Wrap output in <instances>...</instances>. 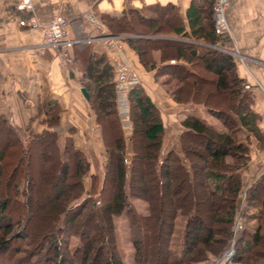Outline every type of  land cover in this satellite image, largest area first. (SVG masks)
Returning <instances> with one entry per match:
<instances>
[{
	"label": "trees",
	"instance_id": "trees-1",
	"mask_svg": "<svg viewBox=\"0 0 264 264\" xmlns=\"http://www.w3.org/2000/svg\"><path fill=\"white\" fill-rule=\"evenodd\" d=\"M101 17L117 35L135 34L141 27L159 30L157 19L146 20L137 9L129 15L103 13ZM165 22L173 25L174 19ZM206 38L212 44L219 39L213 30ZM126 41L175 101L203 105L222 122V128L188 114L181 121L184 158L170 150L161 160L166 132L162 112L145 87L135 85L130 94L134 134L128 167V147L115 103V67L105 53L90 47L75 49L74 59L82 68L80 83L89 92V105L108 153L104 177L92 174L87 190L85 176L91 162L76 145L75 130L61 143L54 129L60 123L58 101L41 106L48 128L28 141L8 119L0 118V264H124L114 221L124 211L137 227L132 238L135 264H200L222 257L232 245V263L218 264H264V175L245 189L242 174L251 158V136L260 135L259 115L253 109L252 91L237 72L236 56L217 49L200 54L195 44L180 46L157 37L135 36ZM209 84L211 90L204 87ZM218 99L226 104L220 105ZM140 136L146 146L140 147ZM197 139L205 141L201 163L195 161L190 143ZM36 153L44 180L38 187L33 167ZM148 173L154 182L150 196L139 185L148 186ZM178 174L184 176L193 203L180 205V199L171 195ZM47 182L49 187L42 189ZM201 189L207 198L205 209L196 200ZM42 192L47 195L42 197ZM130 196L147 199L149 213H140ZM181 214L186 223L182 249L176 254L173 236ZM36 216L39 224L32 222Z\"/></svg>",
	"mask_w": 264,
	"mask_h": 264
},
{
	"label": "crops",
	"instance_id": "crops-1",
	"mask_svg": "<svg viewBox=\"0 0 264 264\" xmlns=\"http://www.w3.org/2000/svg\"><path fill=\"white\" fill-rule=\"evenodd\" d=\"M213 3L214 0H34V8L30 10L21 5V0H0V118L8 119L28 141L32 134L48 128L41 106L45 102L58 101L60 123L54 129L60 136L65 134L64 139L75 130L76 145L86 152L91 163L92 160L106 162L96 118L81 91L82 68L74 59L75 49L82 51L87 47L105 53L113 65L118 59L128 61L139 72L141 84L162 113L167 107L176 113L183 111L187 106L177 103L168 94L155 79V71L145 69L136 51L126 41L135 36L111 33L101 17L103 13L129 15L131 9H137L144 19L159 21L160 39L175 41L180 46L195 44L200 54L217 49L236 56L237 72L253 93V109L259 115L257 127L261 135L251 136V158L242 169L247 189L264 175V142H261L264 137V0H232L227 10L232 37L215 34ZM88 12L98 16L106 33L119 37L115 45L106 44L99 38L86 42L101 32L98 25L86 19ZM56 13L66 16L67 29L73 38L82 41L79 45L65 50L45 44L43 32L32 25L31 16L35 15L38 23L44 24ZM173 19V25L170 24L172 21L165 22ZM212 30L219 38L216 44L206 38ZM197 106L200 110L205 108ZM164 147H167V141ZM92 149H97L99 155L90 154ZM166 151L163 150V154L166 155ZM244 196L245 192L241 208Z\"/></svg>",
	"mask_w": 264,
	"mask_h": 264
},
{
	"label": "rangeland",
	"instance_id": "rangeland-1",
	"mask_svg": "<svg viewBox=\"0 0 264 264\" xmlns=\"http://www.w3.org/2000/svg\"><path fill=\"white\" fill-rule=\"evenodd\" d=\"M161 33H162V29L161 28H159V30L152 31V30H145L144 27H141L140 29H138V33L126 34V36H139V35L140 36H147L148 35L150 37L159 38L161 36L160 35ZM205 74L209 75L210 73L207 72ZM204 87L207 88V89H210V90L213 88V86L211 84L204 85ZM115 103H116V108H117V114H118V117H119V120H120V124H121V128H122L123 137H124V139H125V141L127 143V147H128V151H127V166L130 167L131 160H132V154H133L132 153V149H131V138L133 137V134H134V122L132 120L133 102L131 100V97L129 96V111H127L128 112L127 115L129 117L126 115V110H125L124 105H119L117 97H116V93H115ZM177 103H179V102H177ZM218 103L220 105L226 104L222 99H218ZM185 105L187 107L183 110L184 112L180 111V112L176 113L174 109H172L171 107H167L168 109H165L163 111L164 113H162L164 122L167 125V131L165 132V136H164V140H163L161 160L166 156L165 154H163V150L164 151L168 150V151H166V153H168L170 150H174L181 157L184 158L182 150H181V139H180L181 133H182L184 127L182 126L181 121L188 114H194V115L198 116L199 118H202L203 120H205L208 124L213 125L216 128H220V129L222 128V125H221L222 122L217 117L211 115L207 109L202 108L203 110H200L197 105H190V104H185ZM192 107H195V108H192ZM90 110H91V112L94 114V116L96 118V115H95L94 111L91 108H90ZM127 119H129V122L131 123V125H128L126 123ZM96 122H97V119H96ZM98 127H99V134L101 135V138H102V141H103L101 127L100 126H98ZM64 136H65V134L60 137L61 143H63ZM259 136H261V135H259ZM165 137H166V139H165ZM261 139H262L261 142H264V137H261ZM165 141H167V147L166 148L164 147ZM190 143L192 144V148L194 149L195 161L201 163V160H202L201 157H202L203 154L206 153L205 152V141L197 139V140H194L193 143L192 142H190ZM144 144H145V146L147 144L146 141H145V137L144 136H140L139 137V145H140V147H142V145H144ZM103 146H104L103 147L104 150L102 151V153L104 155H106L107 160H108V153L106 152L104 142H103ZM142 151H144L143 148H142ZM92 152H94L97 155H99V151L97 149H92L91 153L90 152L89 153L92 154ZM39 153H40V151H39ZM39 153L35 154L36 162H35V166H33L34 170H35L34 178H35V180L37 182L36 187H38L39 182L43 183V181H44L41 178L43 175H40L39 171H38V167L39 166L37 164L40 161ZM90 158H92V156ZM88 159H89V156H88ZM107 160H106V162H107ZM106 162L104 161V163L103 162L100 163L98 161L97 163H95L92 160L91 170H90L89 174L85 176V184H86L87 190H89L91 188V175L92 174L99 175L100 179H102L104 177ZM185 164L187 165V164H189V162H185ZM174 165H176V164H174ZM46 173H47L46 177L50 178V173L51 172L49 170H46ZM5 174L7 175V173H5ZM178 175L179 176L175 177L174 184H173V187L171 189V195H173V197L176 200L180 199V201H181L180 205H182L184 203H187L185 201H191L193 203L194 202L193 201V197H192L191 194H189L190 193L189 192V187L187 186V184H186V182L184 180V176L182 174H178ZM146 178H147L146 181H147L148 186L147 185L146 186L142 185L141 182L139 183V185L145 188L144 190L146 192L145 193L146 196H150L151 195V191L153 192V190H154L153 189V183L154 182H153V179H152L150 173H148L146 175ZM100 183H101V180H100ZM44 187L45 188L49 187L48 182L45 183L44 186H42V189ZM44 192H42V197H45V195H47ZM167 198L168 197H163V200L165 201ZM129 199L133 203L134 207L140 213H142V214H148L149 213L150 204H149V201L147 199L142 198V197H134V196H130ZM155 200H156V202H153V203H156V205H155L153 211L156 210L157 203L159 202L158 198L155 199ZM196 200H197L199 205L203 204V207L199 206V208L205 209L204 205H206V203H207V198H206L205 193L203 192L202 189L200 191H198ZM187 208H190V207H186V209ZM114 221H115V226H116V233H117L119 248H120L123 260H124V264H135V248H134V245H133L132 238H133V232H135L137 230V227H133L132 224L130 223L127 211H124L121 214L115 215ZM32 222H34V224H39L40 220H39L38 216L34 217ZM185 223H186V217L183 214L179 215L178 219H177L175 233H174V236H173V249L175 250L176 254H180L181 249H182L183 235H184V231H185ZM46 225L44 224V226H46ZM218 258H220V257H218ZM218 258H216V259H218ZM200 264H215V263H214V260L212 259V260L200 263Z\"/></svg>",
	"mask_w": 264,
	"mask_h": 264
},
{
	"label": "built area",
	"instance_id": "built-area-1",
	"mask_svg": "<svg viewBox=\"0 0 264 264\" xmlns=\"http://www.w3.org/2000/svg\"><path fill=\"white\" fill-rule=\"evenodd\" d=\"M232 0H214L213 3V20H214V32L217 36L222 37L228 35L232 37V30L227 17V10ZM21 5L24 8L32 10L34 8V0H21ZM86 19L93 24L99 26L101 30L99 36L96 38H89L86 42L90 43L94 39H102L106 44L115 45L118 42L116 35L106 33L103 29L98 16L93 12H88L86 14ZM31 23L33 26L40 27L45 44L48 47L53 48H62L65 50L71 49L79 45L82 41L79 39L73 38L68 29V20L63 13H56L51 17V20L48 23L39 24L35 15L31 16ZM235 54H238L237 51H234ZM239 55V54H238ZM115 67V93L119 105H124L126 110V115L129 111V96L133 86L141 83V77L138 71H136L132 65L123 59H118L114 63ZM247 88L250 87L249 84L246 85ZM128 116V115H127ZM129 117V116H128ZM128 125H131L129 119L126 120ZM130 123V124H129ZM235 253L234 245H232L222 257L214 260L215 264L220 263L222 260L232 263V257Z\"/></svg>",
	"mask_w": 264,
	"mask_h": 264
},
{
	"label": "water",
	"instance_id": "water-1",
	"mask_svg": "<svg viewBox=\"0 0 264 264\" xmlns=\"http://www.w3.org/2000/svg\"><path fill=\"white\" fill-rule=\"evenodd\" d=\"M81 91H82V93L84 94L85 98H86L87 100H89L90 95H89V92L87 91V89H86L85 87H82V88H81Z\"/></svg>",
	"mask_w": 264,
	"mask_h": 264
}]
</instances>
